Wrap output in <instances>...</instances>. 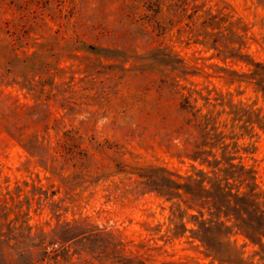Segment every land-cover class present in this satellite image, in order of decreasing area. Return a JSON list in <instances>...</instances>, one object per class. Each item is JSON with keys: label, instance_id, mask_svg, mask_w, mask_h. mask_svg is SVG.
<instances>
[{"label": "rangeland", "instance_id": "374dc122", "mask_svg": "<svg viewBox=\"0 0 264 264\" xmlns=\"http://www.w3.org/2000/svg\"><path fill=\"white\" fill-rule=\"evenodd\" d=\"M195 4L229 6L243 16L254 37L248 51L264 61V8L255 0H191L187 14ZM179 10V0H0V264L3 256L119 264L115 256L135 255L152 256L148 264H217L190 231L173 235L170 202L141 184L151 166L194 171V162L179 156L187 126L180 95L163 84L165 54L179 53L209 72L215 63L248 69L212 57L213 50L180 33ZM190 80L200 86L210 80L234 102L264 113V95L252 85L203 75ZM15 127L50 141L28 150L12 134ZM70 129L81 138L58 147ZM256 147L241 155L264 191L263 136ZM74 220L88 222L93 236H80L67 255L49 253L61 246L49 242L53 229ZM245 249L249 255L254 247Z\"/></svg>", "mask_w": 264, "mask_h": 264}, {"label": "trees", "instance_id": "16d2710c", "mask_svg": "<svg viewBox=\"0 0 264 264\" xmlns=\"http://www.w3.org/2000/svg\"><path fill=\"white\" fill-rule=\"evenodd\" d=\"M190 2L179 0L180 20L175 23H183L180 33H186L207 51L213 50L212 57L241 61L248 69L240 71L215 63L209 72L197 61L190 63L179 53L168 51L165 54L167 67L163 70V84L180 95L179 108L187 126L185 148L179 156L192 160L194 171L181 175L165 165L151 166L143 170L146 174H140L145 177L141 184L170 202L171 221L175 223L173 235L182 236L190 231L217 264H264V191L257 182L256 168L243 161L241 155L242 152H255L256 141L262 136L264 139V113L244 102H234L230 93L211 86L210 80L202 86L190 80L196 75H203L206 79L215 76L229 85H252L264 95V61L248 51L250 39L254 37L250 35L251 27L243 16L237 15L229 6L205 8L204 4L193 5L187 14ZM255 2L264 8V0ZM2 53L1 45L0 65ZM12 106L19 108L17 104ZM12 134L28 150L50 141L49 135L25 136L20 127L13 128ZM246 136L256 140L245 145L240 139ZM80 138L78 131L66 130L64 139L57 140L58 147L62 142L66 144ZM185 217L193 222L194 227H187V222L183 221ZM88 228L85 220L65 221L56 226L49 242L53 245L58 241L61 246L49 253L67 255L73 244L79 245L80 236L86 240L93 236L88 233ZM234 236H241L245 243L240 245ZM247 245L254 247L249 255L245 249ZM82 251L80 248L74 253ZM120 257L115 256L114 263L148 264L153 260L152 256H129L126 261ZM18 258L3 256V261L4 264H17L22 256ZM21 264L34 263L25 261ZM161 264L173 262L163 261Z\"/></svg>", "mask_w": 264, "mask_h": 264}]
</instances>
